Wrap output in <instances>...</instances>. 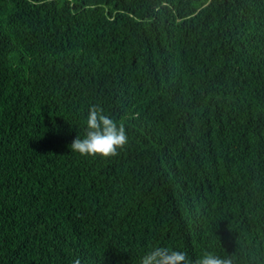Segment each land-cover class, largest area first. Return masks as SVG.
Masks as SVG:
<instances>
[{
	"label": "trees",
	"instance_id": "obj_1",
	"mask_svg": "<svg viewBox=\"0 0 264 264\" xmlns=\"http://www.w3.org/2000/svg\"><path fill=\"white\" fill-rule=\"evenodd\" d=\"M156 246L264 264V0H0V264Z\"/></svg>",
	"mask_w": 264,
	"mask_h": 264
},
{
	"label": "clouds",
	"instance_id": "obj_2",
	"mask_svg": "<svg viewBox=\"0 0 264 264\" xmlns=\"http://www.w3.org/2000/svg\"><path fill=\"white\" fill-rule=\"evenodd\" d=\"M128 143V136L123 121L114 120L106 115L100 105H92L85 120L83 137L77 135L69 145L71 152L84 157L111 158L119 155ZM72 264H82L79 257ZM140 264H233L230 257L222 258L211 252L194 262L188 259L185 252L156 246L150 248L141 258Z\"/></svg>",
	"mask_w": 264,
	"mask_h": 264
}]
</instances>
